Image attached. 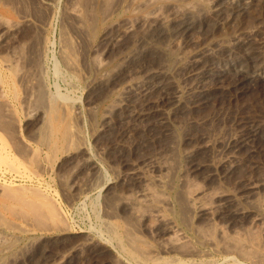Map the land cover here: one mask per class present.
<instances>
[{
  "label": "rangeland",
  "instance_id": "1",
  "mask_svg": "<svg viewBox=\"0 0 264 264\" xmlns=\"http://www.w3.org/2000/svg\"><path fill=\"white\" fill-rule=\"evenodd\" d=\"M131 1L0 0V155L8 157L5 162L7 157L0 156V233L13 245L7 258L0 255V264H16L23 255L34 264H139L137 254L176 255L186 260L184 264H254L237 254L233 262L229 253L214 250L199 237L197 228L207 223L187 204L184 176L176 167L181 164L179 170L187 172L191 165L199 166L191 177L194 182L227 194L216 201L212 226L204 227L213 237L220 239L221 228L232 238L248 240L254 235L263 240L253 221L257 212L264 215V77L243 84L239 75L229 73L210 81L207 101L197 106L195 81L173 63L181 45L186 51L221 42L234 46L247 30L263 45L245 59L264 56V0L174 45L168 25H139L125 32L142 14L127 6ZM181 1L199 3L198 12L184 13V20L210 19L207 5L199 0ZM168 4L162 8L166 14L173 10ZM73 6H79L81 18L70 13ZM140 49L151 50L150 56ZM220 54L226 56L225 51ZM126 64L140 76L143 70L172 68L176 83L184 82L178 84L182 96L172 100L160 91L137 98L134 103L149 116L126 119V110H112ZM107 113L114 123L104 122ZM254 129L247 144L235 148L240 167L230 174L218 170L214 164L227 143ZM154 162L172 166L166 183L154 185L169 199L164 213L189 246L179 255L159 235L164 224L136 218L126 201L142 185L132 175L133 167ZM253 183L260 185L256 193L248 191ZM243 207L253 212L238 214Z\"/></svg>",
  "mask_w": 264,
  "mask_h": 264
},
{
  "label": "bare ground",
  "instance_id": "2",
  "mask_svg": "<svg viewBox=\"0 0 264 264\" xmlns=\"http://www.w3.org/2000/svg\"><path fill=\"white\" fill-rule=\"evenodd\" d=\"M179 1H181V0H132L131 3H129L130 5L127 4V6H129V7L131 6L132 9L138 10V12L142 11V14H140L141 16L138 17L139 18L138 21L135 20V22H132L130 25H128L129 23L125 24V25H128L127 27L125 26L126 27L125 28V32H129V33L131 32L132 33V31L135 28H137V26H139V25H143V26L144 25H155L156 28H160L161 26L164 27L163 25H168V26L172 27L171 28L172 35H170L171 38L169 39L170 40L169 42H170V44L172 43V45H174L175 43L178 42V40H179V42H181L183 40H185V41L192 40V38L194 37V34L197 31L201 32L202 30H204L205 28H208L209 26L220 24L222 21L229 19L230 15L232 13H234V12L245 11L248 8V6H250L256 0H199L200 4L205 5V6L207 5L206 7H208V8H206V9H208V12L210 14V19L207 20V21H205L204 19H201V21L199 20L200 22L197 21V23L184 20V18H183L184 15L183 14L184 13L186 14L188 12H190V14L198 12L199 3L193 2V1H191V2H189V1L187 2L186 1V3H184L182 1L181 2H179ZM165 2L169 3L168 6L171 4L172 8L169 6L171 9H173L171 13L166 14L167 12L165 13L163 11L162 8H163V6H164L163 4ZM78 7L73 6L70 9V13L74 17L79 19V18H81V15L83 13L81 14V11H80V9ZM201 9H203V6H202ZM132 12H134V11H132ZM199 14H200V11H199L198 15ZM125 20H127V19H125ZM133 21H134V19H133ZM122 36H123V33H122ZM124 36H125V34H124ZM165 37H167V36H165ZM254 38H255L254 37V31L247 30V32L245 34L237 37V40H236L234 46H230V45H227V44L221 42L222 44L221 43L216 44V45H214L215 47H213V46L209 47L208 46V47L202 48V49H197V50H193V51L192 50L191 51H186L187 50V49H185L186 47L184 48V46L181 45V47L179 48L177 54H175L173 66L175 65V68L183 69V72L186 74V76H188V80L191 77V79L193 78V80L195 81V83L193 81L192 82L194 84V89L195 88L197 89V90H194V92L195 91L197 92V95L196 96L194 95L195 104L197 103L196 104L197 106L199 104H203V103H205L207 101L206 97H207V95L209 93V92L207 93V90H208L207 85L209 84L210 81H214L215 79L216 80L217 79H221V78L225 77L229 73L230 74L234 73L235 76H236V74L239 75L240 76V80L242 82H244L243 84H249L250 82L252 83V81L257 79V78L264 77V56H259V55L258 56H254V57H252L253 59L251 58L252 61H249V60L245 59L247 57L255 55L262 48V45H263L262 42H256V40ZM166 42H168V40ZM139 44H141V43H139ZM144 44H145V42H144ZM162 44L164 45V43H162ZM179 44H181V43H179ZM165 45H166V43H165ZM218 46H221L223 48H217ZM144 47H145V45H144ZM147 47H148V45L145 48H147ZM155 48H156V46L154 45V50H155ZM137 49H138V47H137ZM163 49H165V48H163ZM140 50H142V49H140ZM140 50H139V52L141 54H143V53L146 54L147 53L149 55V53L151 52V50H145L144 49V50H142V52ZM154 50H152V52ZM159 50H161V49H159ZM221 51H225L226 52V56H223L224 54L222 56H218ZM129 55L131 56V54H127L126 56L128 57ZM18 57L21 58L22 56L21 57L18 56ZM127 57L125 58L126 60H127ZM132 57L133 58L136 57V54L133 53ZM133 62H134V60H133ZM137 64H139L138 61H137ZM97 65H100V64H97ZM121 65H123V64H121ZM135 65H134V67H135ZM141 69L142 68H140V70ZM123 71H124L123 81L121 80L122 78L119 77V78H121L120 79L121 80L120 83L119 84H117V82L115 83L118 86H116L114 84L118 88L117 90H118V95H119V97H116V98L114 97V100L115 99L116 100L119 99V100H117V103H115L113 105V109L112 110H115V108H119V110L120 109L126 110L125 111L126 112V116L125 117L128 120L129 119L130 120L131 119L134 120V119L144 118V117H146V115L150 114L149 111H146L144 109H140L139 106H141V105L138 106V104L134 103L135 100L137 101V98L146 99L149 96H151L153 93H156V92L160 93V91H162V92L165 91L166 95L168 96V98H170L172 100H178L180 98V94L182 96V88L178 84L182 83L183 81L180 82V80H179V83L178 84L176 83V79H175L174 73L172 72V68H171V70L168 67L167 68L163 67L162 69H159V68L158 69H156V68L153 69V68H151V70L149 69V71H147L145 73H143L144 70H143V72L141 70L143 75L140 76V75H137V73H136L137 70L136 69H133V68H131L130 65L126 64V67L123 69ZM173 71H175L174 68H173ZM181 71L182 70H180L179 72L182 75H184V73H182ZM178 73H177V76H178ZM182 75H181V77H182ZM186 80H187V77H186ZM30 84H31V82H30ZM190 87H192V86H190ZM117 90H115V87H114V92L117 91ZM184 90H186V89H184ZM164 94L165 93L163 92V96H164ZM114 96H117V95L115 94ZM146 101H148V100H146ZM40 102H42V101H40ZM115 105H116V107H115ZM124 113H122V114H124ZM111 114L112 113H107L104 116V122L106 124H108V125L112 124V122H113ZM52 127H53V125H52ZM256 132H257L256 129H254V130H251V133H239V134L235 135V137H233L230 140V142L227 143L228 145H226V147L223 149V151H221V154H223V155H222V157L220 159L217 158L218 160L215 162L214 166L218 170H219V168L225 170L227 174L232 173L239 166V165H237L238 162H236V158L237 157H236V154H235V152H236L235 148L241 147L245 143L247 144V139H249V136L250 135H254ZM65 133H66V131H65ZM62 135H63V133H62ZM62 137H64V136H62ZM0 140H1V137H0ZM221 144H223V143L221 142ZM4 145H2V146H4ZM55 146H56V144H55ZM0 148H1V146H0ZM4 149H5V147H4ZM0 152H1V150H0ZM2 155H0V156H2ZM3 156L5 157L6 155H3ZM219 156L220 155H218V157ZM2 160H5V159L3 158ZM7 160H8V157L5 160V162ZM12 163H14V162H12ZM0 164H3V161H2V163L0 162ZM198 167L199 166L193 164V165L190 166V168H189V170L187 172H183L182 169L179 170V168H181V164H180V165H178L176 167V170H178V172L182 173V175L184 176L183 177V180H184L183 182H184V186H186L184 188H186V199H187V202H188L187 204L190 207L193 208V211H194V213H195V215L197 217H199L203 222L207 223L206 226H204V227L207 228L210 225L212 226V221L214 220L215 214L217 213L216 201L218 199H222L223 197L227 196V194H225L223 192H220L218 190H213V189L212 190H207V189L200 188L196 184L197 182L195 183L194 180L191 178L193 176V174L196 175V173L198 172V170L200 168V167L199 168ZM169 168L171 169L172 166H168L165 163L155 164V162H154V164H152V165H150L148 167L134 166L131 173L138 180V182L139 181L141 182L142 185H141L140 190L135 192L134 196H131V199L128 198L129 200L127 199L126 201H128L127 203H130L131 210L133 212V216H135L136 218H140L141 220L145 219V220H147L149 222H152L151 224H153V223L157 224L159 222L163 223L164 224L163 225L164 228L159 232V235L164 237L166 240L169 241V244L171 245V248H173V250H176L175 252H177V253L179 252L180 253V249L182 247L184 248V246L186 244L185 243L184 234L181 232L183 234V236H182L180 231H178V229L175 228V226L173 225L170 216H168L166 213H164V209L165 208H163V207L165 205H167L165 203L169 199H167L162 194V192L160 190H158L156 188V186L154 185V184L158 185V184H165L166 183L167 178H169L168 174H167V172L170 171ZM155 170H160V173H158L157 175L151 174ZM221 172H222V170H221ZM259 186L260 185L258 183H253V184L248 186L249 187L248 191L251 190L252 192L256 193L257 189H259ZM161 188H162V186H161ZM2 191H4V190H2ZM251 194H253V193H251ZM10 195H9V197H10ZM0 196H1V194H0ZM37 202H39V201H37ZM11 205H13V204H11ZM27 205H29V204H27ZM39 207H41V206H39ZM53 207H54V205H53ZM145 208L146 209L147 208H152L151 210H153V211L149 210L150 211L149 212ZM54 212H56V211H54ZM249 212L252 213L253 211L244 208L242 210H239L237 213L238 214H242V213H249ZM36 214H37V212H36ZM2 219H0V220H2ZM63 220H64V218H63ZM1 222H3V221H1ZM253 223L254 224H258V226H259V228H258L259 229V234H260L261 238L264 240V215L262 213H260V212H257L254 215ZM204 227L197 228L198 235H200L199 237H202L207 243H210V245L212 244L213 248L215 246L214 250L217 248V249L226 251L227 253H229V257L232 259V261H233V259L235 257V256H233V254H237L240 257H243L245 260H247L249 262H252L254 264H264V241L263 240L260 241L259 240L260 238L258 236H254L253 235L252 238L249 236L251 238V240H249V237H248V240L241 239L238 236H236V238H232V237H229L228 236L229 234L227 235L226 232L223 229L220 228V230L218 229L219 233H220L219 234L220 239L218 240V238L213 237V234L210 233ZM49 230H51V229H49ZM211 230L212 229H210V231ZM216 233H218V232H216ZM6 237H8V236H5V234L0 233V255H5V257H6V254L11 250V247H13V245L9 246L6 243V241H7ZM202 238H200V239H202ZM7 242H9V241H7ZM187 246H185V247H187ZM131 253H132V255H134V252H131ZM179 253H178V255H179ZM189 253H191V252H189ZM127 254H128V252H127ZM34 255H35V253H34ZM156 255H158V254H156ZM9 256H11V255H9ZM231 256H233V257H231ZM135 258H137V260L139 261V264H184L186 262V260H184L181 257H178L176 255L175 256L172 255L171 257H169V256L168 257L167 256L166 257H164V256L163 257L162 256H158V257H148L147 256V257H145V256H143L141 254H137V255H135ZM237 258H239V257H237ZM190 261L192 262L191 259H190ZM212 261H214V260H212ZM5 262H2V263L5 264ZM194 263H195V261H194ZM199 263H200V261H199ZM201 263L203 264V262H201ZM16 264H34V263L32 262V259H30L29 256L23 255L21 258L20 257L16 258Z\"/></svg>",
  "mask_w": 264,
  "mask_h": 264
}]
</instances>
